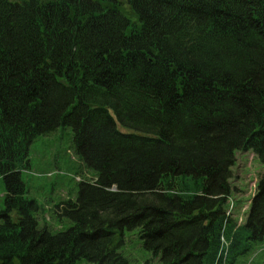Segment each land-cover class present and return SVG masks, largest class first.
<instances>
[{
    "label": "trees",
    "instance_id": "obj_1",
    "mask_svg": "<svg viewBox=\"0 0 264 264\" xmlns=\"http://www.w3.org/2000/svg\"><path fill=\"white\" fill-rule=\"evenodd\" d=\"M59 128L95 178L51 206L73 223L55 233L22 173ZM238 152L264 164V0H0V264H135V229L161 264H239L264 174L238 227Z\"/></svg>",
    "mask_w": 264,
    "mask_h": 264
},
{
    "label": "rangeland",
    "instance_id": "obj_2",
    "mask_svg": "<svg viewBox=\"0 0 264 264\" xmlns=\"http://www.w3.org/2000/svg\"><path fill=\"white\" fill-rule=\"evenodd\" d=\"M237 163L233 167V187L239 191L233 193L236 205L237 219L242 216L246 222L249 209L242 214L243 208L250 206L254 196L251 194V184L264 174V164L251 152H238ZM29 160L31 169L23 171V181L27 186V196L36 200L44 208L48 221L55 233L67 231L73 223L68 219H59L50 212L52 205L66 201L78 194L77 178L93 179V171L82 166L73 147V130L59 128L49 135L39 137L30 147ZM72 195V196H71ZM6 185L0 178V212L5 208ZM41 218V224H44ZM3 219L0 218V224ZM122 253L135 264H161V256H155L145 249L140 238V230L125 231ZM253 241V240H250ZM252 244L251 249L239 257V264H264V242ZM78 264H96L86 260Z\"/></svg>",
    "mask_w": 264,
    "mask_h": 264
}]
</instances>
